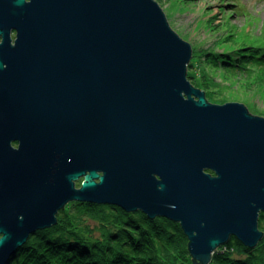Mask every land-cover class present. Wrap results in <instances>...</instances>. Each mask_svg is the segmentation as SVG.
<instances>
[{
    "label": "water",
    "instance_id": "obj_1",
    "mask_svg": "<svg viewBox=\"0 0 264 264\" xmlns=\"http://www.w3.org/2000/svg\"><path fill=\"white\" fill-rule=\"evenodd\" d=\"M191 55L156 0H0V264L72 201L179 222L194 264L257 244L264 116Z\"/></svg>",
    "mask_w": 264,
    "mask_h": 264
},
{
    "label": "trees",
    "instance_id": "obj_2",
    "mask_svg": "<svg viewBox=\"0 0 264 264\" xmlns=\"http://www.w3.org/2000/svg\"><path fill=\"white\" fill-rule=\"evenodd\" d=\"M203 55L204 65L230 72L234 78L264 74V42L208 48ZM198 74L187 71L196 87ZM57 218L51 227L29 234L7 264H194L180 223L167 217L150 218L115 204L73 201ZM258 228L262 238L255 246L247 247L231 235L207 264H264L263 212L258 215Z\"/></svg>",
    "mask_w": 264,
    "mask_h": 264
},
{
    "label": "rangeland",
    "instance_id": "obj_3",
    "mask_svg": "<svg viewBox=\"0 0 264 264\" xmlns=\"http://www.w3.org/2000/svg\"><path fill=\"white\" fill-rule=\"evenodd\" d=\"M156 1L171 28L191 44L187 71L199 73L196 84L200 89L205 86L207 99L220 104L240 102L250 113L264 116V74L234 78L230 72L204 65L203 55L208 48L264 42V0Z\"/></svg>",
    "mask_w": 264,
    "mask_h": 264
}]
</instances>
